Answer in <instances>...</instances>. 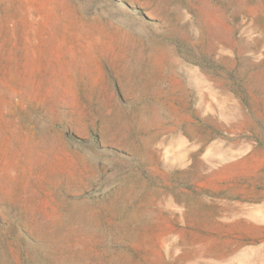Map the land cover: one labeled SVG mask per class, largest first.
Returning <instances> with one entry per match:
<instances>
[{"label":"rangeland","instance_id":"374dc122","mask_svg":"<svg viewBox=\"0 0 264 264\" xmlns=\"http://www.w3.org/2000/svg\"><path fill=\"white\" fill-rule=\"evenodd\" d=\"M0 264H264V0H0Z\"/></svg>","mask_w":264,"mask_h":264}]
</instances>
